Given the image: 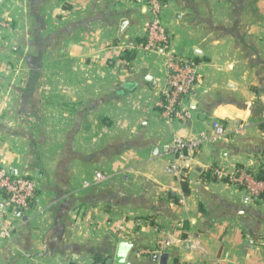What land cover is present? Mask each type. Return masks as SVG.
Masks as SVG:
<instances>
[{
  "label": "crops",
  "instance_id": "1",
  "mask_svg": "<svg viewBox=\"0 0 264 264\" xmlns=\"http://www.w3.org/2000/svg\"><path fill=\"white\" fill-rule=\"evenodd\" d=\"M163 3L170 53L199 65L189 125L157 106L165 57L142 48V3L0 0V167L38 189L0 216V264H108L122 243L129 264H264V201L214 172H264V0ZM214 121L229 134L185 182L167 174L162 148Z\"/></svg>",
  "mask_w": 264,
  "mask_h": 264
},
{
  "label": "built area",
  "instance_id": "2",
  "mask_svg": "<svg viewBox=\"0 0 264 264\" xmlns=\"http://www.w3.org/2000/svg\"><path fill=\"white\" fill-rule=\"evenodd\" d=\"M137 1L145 6L151 17L145 28V42L142 48L148 52H161L165 57L166 83L157 106L171 122L192 124L193 116L187 99L200 82L199 65L183 55L170 53L169 35L162 20L163 0ZM5 25L0 19V27ZM228 134L225 124L214 121L211 123L210 132L204 130L188 138H174L161 150L162 156L168 160L165 172L178 181L185 182L202 146L207 142L225 138ZM214 172L218 176H225L230 184L241 188L255 202L264 201V180H259L249 170L239 168L232 174L219 169ZM104 179L103 174L97 173L95 176L96 182ZM37 191V183L33 178L14 176L6 168L0 167V216L13 215L15 208H21L23 215L33 210ZM10 233L8 228L0 230V240L8 238Z\"/></svg>",
  "mask_w": 264,
  "mask_h": 264
},
{
  "label": "water",
  "instance_id": "3",
  "mask_svg": "<svg viewBox=\"0 0 264 264\" xmlns=\"http://www.w3.org/2000/svg\"><path fill=\"white\" fill-rule=\"evenodd\" d=\"M13 216H15L16 218H23L24 217L23 210L21 208H15L13 210ZM130 250H131V246L129 244L126 243L120 244L117 248L115 258L113 260H110L108 264H129L127 262V257ZM161 258H166V256L160 257L158 254H154L153 256L154 261H157Z\"/></svg>",
  "mask_w": 264,
  "mask_h": 264
},
{
  "label": "trees",
  "instance_id": "4",
  "mask_svg": "<svg viewBox=\"0 0 264 264\" xmlns=\"http://www.w3.org/2000/svg\"><path fill=\"white\" fill-rule=\"evenodd\" d=\"M259 180H264V172H261L260 174L256 175Z\"/></svg>",
  "mask_w": 264,
  "mask_h": 264
}]
</instances>
